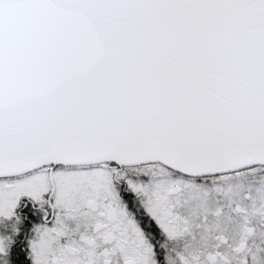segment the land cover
Masks as SVG:
<instances>
[{
  "label": "snow or ice",
  "instance_id": "snow-or-ice-1",
  "mask_svg": "<svg viewBox=\"0 0 264 264\" xmlns=\"http://www.w3.org/2000/svg\"><path fill=\"white\" fill-rule=\"evenodd\" d=\"M0 264H264V0H0Z\"/></svg>",
  "mask_w": 264,
  "mask_h": 264
}]
</instances>
